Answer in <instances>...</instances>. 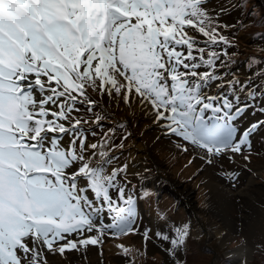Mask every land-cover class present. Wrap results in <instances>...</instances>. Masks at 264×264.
Masks as SVG:
<instances>
[{
    "label": "snow or ice",
    "instance_id": "6c2138e0",
    "mask_svg": "<svg viewBox=\"0 0 264 264\" xmlns=\"http://www.w3.org/2000/svg\"><path fill=\"white\" fill-rule=\"evenodd\" d=\"M208 2L0 0V264H50L49 254L66 258L129 234L145 245L152 239L151 228L137 227L138 198L149 191L130 187L128 162L113 166L116 128L88 141L97 132L83 126L90 121L81 105L101 131L112 119L89 88L150 106L162 136L208 165L236 156L251 162L264 119L241 122L249 109L264 116V60L249 59L243 82L219 72L235 46V33H225L236 25L220 22L229 8L212 15ZM232 7L245 10L246 0ZM161 221L162 250L172 264H186L191 226Z\"/></svg>",
    "mask_w": 264,
    "mask_h": 264
},
{
    "label": "rangeland",
    "instance_id": "374dc122",
    "mask_svg": "<svg viewBox=\"0 0 264 264\" xmlns=\"http://www.w3.org/2000/svg\"><path fill=\"white\" fill-rule=\"evenodd\" d=\"M239 2L209 0L206 7L212 15H215L213 9L229 8L220 22L236 25L235 29L225 33L230 39L235 33L232 40L235 46L228 49L230 61L219 68V72L228 74L226 79L236 78L243 82L251 75L247 68L249 59L264 60V0H246V9L237 11L232 5ZM253 12L254 15H249ZM237 21H242L247 27H242ZM88 93L112 117L101 122V131L91 123L93 115L80 106L79 115L90 121L83 126L97 132L95 137L89 135V143L98 141L109 128H116L110 147L114 148L111 156H118L119 160L113 166L118 167L125 162L129 167L133 163H145L144 169H149L148 172L144 169L129 172V178L132 180L130 187L137 193L145 189L150 193L147 199L138 198L137 227L141 233L145 228H151L152 239L145 245L140 234L105 238L101 247L89 246L80 253H66V258L49 254L50 264H172L168 254L162 250L168 245L155 236L156 231L163 227L162 216L167 218V222L191 226L184 255L186 264H241L242 261L264 264V140L261 139L264 131L253 137L250 163L236 156L234 161L220 158L208 165L198 157L194 158L191 148L189 152H181L172 140L162 136L159 126L153 123L150 106L141 108L137 100L129 107L122 98L110 99L106 94L102 97L99 89L93 91L89 88ZM94 111H100V107ZM251 112L249 109L242 118L241 128L264 119L259 112L255 115ZM120 123L126 127L118 128ZM124 136L127 139H123ZM121 143L123 147H119ZM138 146L144 147L146 154L140 153L142 150L138 151ZM130 155H133L132 159ZM253 163L260 164L261 168H250ZM228 172L238 173V179L235 182L230 180L226 175ZM136 173H140L139 178ZM120 244L129 247L127 257L118 247ZM241 246L245 250L244 257H228L230 251Z\"/></svg>",
    "mask_w": 264,
    "mask_h": 264
},
{
    "label": "bare ground",
    "instance_id": "6f19581e",
    "mask_svg": "<svg viewBox=\"0 0 264 264\" xmlns=\"http://www.w3.org/2000/svg\"><path fill=\"white\" fill-rule=\"evenodd\" d=\"M142 150V151H141ZM138 151H141L140 153H145V152H147L146 151V149L144 148V147H141V146H138ZM146 154V153H145ZM132 157H133V155H130V159H132ZM144 164L145 163H143V164H140V165H137V164H131L130 165V174L131 173H134L135 171L137 172L138 170H140V169H144V167H146V166H144ZM144 166V167H143ZM250 168H252V169H254V170H259L260 168H261V165L260 164H258V163H253L252 165H250ZM209 169V168H208ZM229 256V258H242V257H244V255H246L245 254V250H244V247H238V248H236V249H234V250H232V251H230L229 252V254H228Z\"/></svg>",
    "mask_w": 264,
    "mask_h": 264
}]
</instances>
